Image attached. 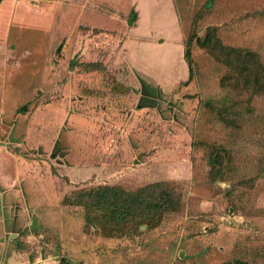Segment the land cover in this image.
Listing matches in <instances>:
<instances>
[{
    "label": "rangeland",
    "instance_id": "rangeland-1",
    "mask_svg": "<svg viewBox=\"0 0 264 264\" xmlns=\"http://www.w3.org/2000/svg\"><path fill=\"white\" fill-rule=\"evenodd\" d=\"M108 1L81 20L116 28L109 9L137 0ZM173 1L179 85L181 63L139 43L128 52L151 79L132 72L126 33L98 35L69 0L11 4L0 73L30 91L12 107L0 92V159L18 167L0 183V264H264V0ZM152 184L163 207L143 217L96 206L102 187Z\"/></svg>",
    "mask_w": 264,
    "mask_h": 264
},
{
    "label": "crops",
    "instance_id": "crops-1",
    "mask_svg": "<svg viewBox=\"0 0 264 264\" xmlns=\"http://www.w3.org/2000/svg\"><path fill=\"white\" fill-rule=\"evenodd\" d=\"M72 4L69 8V12L79 11L80 15L77 18V22H80L81 24H84L85 27H88L90 29H95L99 31H104V33H99L98 35H105L107 38L112 40L114 37L112 34H114V31H119L122 34L126 33V38L123 44V47L126 48V52H124L126 55L124 56V61L129 65V67L132 69V72H138L142 76H145L147 79H151V77H148L146 74H144V71L141 66H138V61L135 59L133 53L128 52V46L130 45H139V43L144 44L143 46H147V48H153L155 52L154 53L162 55L163 57L160 58L162 61L173 58L174 62L181 63V65L184 68V75L182 76V79L179 81L172 83V84H180L184 83V81H187L190 79V70L186 64L185 60V45H184V37L179 27V20L178 15L176 12V8L174 5L173 0H137L133 4H131L126 11H116L111 10V13L113 14V20L115 23L116 28L112 29H103L98 26L91 25L90 23L83 22L81 20L82 15H84V12L89 11V13H92V16L98 15L100 12L103 14L102 10L106 12V9H108V0H69ZM14 2V0H0V45L2 44V41L6 38L4 34L1 33L4 28L8 26V20L5 19V17L8 14V11L10 9L11 4ZM152 10L158 11L157 15H155V21L152 16ZM108 11V10H107ZM120 13L119 15H116V13ZM82 14V15H81ZM128 15H134L132 17L133 21H131V24L126 21L125 16ZM164 16V17H163ZM68 18L71 21L72 15L68 14ZM129 18V17H128ZM145 22H148V24L151 27V30L149 33H146L143 27V24ZM166 24V25H165ZM155 26V28H154ZM163 30L160 32L159 30ZM166 33H163L165 32ZM0 59H3V55L0 54ZM146 66V63H145ZM134 70V71H133ZM4 74L0 73V92L3 94V98L5 96V91H7L8 88H11L15 93L17 97L16 103L12 106H17L19 103L25 101V97L29 95L30 88L24 87L21 89V85L14 82L17 74ZM10 76H12L10 78ZM154 80L157 81V85L160 88V90L166 86V83L163 84L159 80V78H155L153 76ZM145 81V80H144ZM141 84V82H140ZM145 84L142 85V89L140 91V94L142 95L140 102H144L146 104L144 108H147L150 106V102L148 100L151 99V95L149 94L151 92V89ZM25 91H27V95L25 94ZM22 96V101L20 102L19 97ZM149 104V105H148ZM3 104H0V115H4L6 113L8 108H4L5 105H3V108L1 107ZM8 105V107H9ZM141 105V104H140ZM140 105L138 106L140 108ZM9 152L4 155L0 154V158L4 155L7 156ZM13 153H10L11 157H14L12 155ZM8 158V156H7ZM10 159V158H9ZM12 159V158H11ZM13 160V159H12ZM17 159H15L16 161ZM14 161V160H13ZM8 169H11L12 172L8 171ZM18 167L11 166V163L9 161H2L0 159V183L4 185L5 187H10V182L13 180V175H18ZM12 188V187H11ZM9 188V189H11ZM11 195V193L9 194ZM12 196V195H11Z\"/></svg>",
    "mask_w": 264,
    "mask_h": 264
},
{
    "label": "trees",
    "instance_id": "trees-1",
    "mask_svg": "<svg viewBox=\"0 0 264 264\" xmlns=\"http://www.w3.org/2000/svg\"><path fill=\"white\" fill-rule=\"evenodd\" d=\"M159 186L160 184H152L144 189L139 190L135 194H128L125 196L122 192H120V190L115 187H102V193L99 195L96 206L99 208H107L106 206H109V208L111 209L114 208L115 210H113L111 218L116 219L117 221L119 219L130 218L135 215L143 217L145 215V212L142 213V209H145L146 207L147 209H153V206L157 204H160V206L157 205L155 206V208L163 207L160 203V201L162 200L161 196H158L155 192V189ZM122 195L123 197H125L124 201L120 199V196ZM120 200L121 203H119ZM119 204L122 205L120 206L121 208L124 207V210L121 209V211L123 210V212H119Z\"/></svg>",
    "mask_w": 264,
    "mask_h": 264
}]
</instances>
